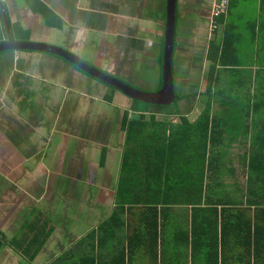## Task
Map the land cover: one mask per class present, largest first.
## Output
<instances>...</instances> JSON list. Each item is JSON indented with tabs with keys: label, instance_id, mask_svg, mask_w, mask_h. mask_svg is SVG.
Returning <instances> with one entry per match:
<instances>
[{
	"label": "crops",
	"instance_id": "crops-1",
	"mask_svg": "<svg viewBox=\"0 0 264 264\" xmlns=\"http://www.w3.org/2000/svg\"><path fill=\"white\" fill-rule=\"evenodd\" d=\"M217 1L176 0L171 73L175 96L186 97L171 112L150 109L144 113L150 128L183 126L179 131L183 137L180 147L186 149L187 165L200 176L207 169L204 149H208L206 163L217 159L214 169L218 173L213 176V183L212 176L208 179L212 187L204 193L209 197L221 196L223 202L217 204L218 209H213L209 198L195 212L193 206L172 205L165 211V220L159 211L160 221L155 224L158 231L155 264L171 261L178 247L192 246L188 254L197 260L202 259L201 255L205 258L211 245L205 243L202 225L211 215L237 231L244 212L243 189L251 148L264 147V0H230L226 14L219 19V28L213 30L212 9ZM0 3L6 10L10 30L15 25L12 34L15 41L56 46L136 90L155 93L162 88L168 0H0ZM40 3L52 11L56 28L47 25L43 16L33 11ZM2 13L1 7L0 18ZM64 22L69 24L70 31H64ZM87 31L94 36L89 39ZM87 44L94 49L92 57L84 54L83 47ZM49 55L55 57L52 53L37 51L1 55L0 93L9 92L13 102L23 101L21 107L3 109V112L13 123L14 117L25 118L22 121L27 128L23 135L27 138L23 139L27 148L34 144L35 137L39 143L37 149L22 153L18 149L22 147L14 141L10 143L0 127V161L13 160L11 172H19L14 177L18 182L22 175L27 174L29 178L28 185L16 182L8 192H1L0 205L8 194L11 203L17 201V209L13 206L0 216L7 214L0 223V233L7 242L0 246V264H22V258L31 264V251L26 249L28 240L26 248L23 243L10 242L35 209L47 219L56 217L60 224L75 219L81 230L71 227L66 243L62 241L64 235L55 231L32 264H51L62 257L65 262H73L82 251L74 246L78 244V236L87 234L90 264H130L133 258L134 264H142L147 253L142 242L134 243L132 257L130 224L121 227L119 217L112 219L117 207L115 196L125 144V132L121 129L123 118L119 117L121 114L124 117L125 112L135 114L131 106L125 107L126 102L132 105L133 99L115 87L117 90L111 93L113 110L108 113L105 108H99L100 101L111 92L108 85L93 77L83 82L81 70L74 69V65L61 57L58 59L74 71L55 65L52 69L57 71L51 74L60 80L52 82L44 72L47 64L52 63ZM58 85L63 92L57 96L53 88ZM49 92L53 94L48 99ZM120 97L126 102L116 106L114 100ZM83 99L94 100L98 106L92 111ZM208 101L211 107H207ZM85 112L98 116V125H94L93 119L85 118ZM204 125L211 128L207 138L202 129ZM112 134H118L117 142H110ZM52 140L56 143L51 145ZM3 141L10 144L7 152L1 146ZM51 147H54L52 154ZM68 147L72 150L65 156ZM210 149L214 150L213 156ZM103 151L105 165L101 166ZM92 155L100 157V162L92 161ZM13 157L21 158L15 161ZM53 158L60 159L56 170L52 168ZM24 163L28 165L24 167ZM184 212L187 219L181 223L179 218ZM253 214V209L247 213L251 217ZM129 217L127 213L122 219ZM221 247L220 256L223 255ZM242 252L233 248L226 256ZM85 253L83 250L82 255ZM43 257L46 260L41 263L39 258Z\"/></svg>",
	"mask_w": 264,
	"mask_h": 264
},
{
	"label": "trees",
	"instance_id": "trees-1",
	"mask_svg": "<svg viewBox=\"0 0 264 264\" xmlns=\"http://www.w3.org/2000/svg\"><path fill=\"white\" fill-rule=\"evenodd\" d=\"M33 11L40 13L47 25L53 28L58 26L52 11L43 3L38 4ZM219 19L217 29L220 25ZM14 26L11 27L12 34H14ZM6 39L5 23L1 17L0 43H3ZM8 52H13V50L4 51V53ZM74 69L78 70L76 67ZM82 73L90 77L88 74ZM108 86L111 88V93L113 90H117L111 85ZM185 97L182 94L176 96L174 103L177 104L178 108L180 106L179 102ZM113 99V94H108L104 98L105 101L111 104ZM132 101L130 110L135 114L131 115L130 112H125L122 120L121 129L125 132V144L120 166L118 192L115 196L117 207L113 211L112 219L119 217L121 227L130 224L129 248L132 257L134 254L132 249L135 248L134 243L140 240L142 247L147 251L146 260H142V264H148L150 258H153L155 262V241L158 234L157 225L155 224L160 221L159 211L162 213L161 219L165 220L167 217L165 211L170 209L172 205L193 206V212H195L197 206L202 205L209 198H211L212 208L218 209L219 205L217 204L223 202V197L213 194L209 197L207 192L204 193L205 190L207 191L208 188L212 187L208 184V179L212 176L211 182L213 183V176L218 173L217 169H214L217 159H209V163H206L208 149H204L203 153L207 169L200 176L193 167L187 165L185 159L186 149L180 147L183 137L179 131L183 129V126L167 129L157 125L155 128H150L146 122L147 117L144 111L149 112L150 109H159L163 105H155L135 99ZM211 106L212 104L208 101L207 107ZM204 117L209 116L205 115ZM14 118H16L14 123L13 119L8 116L0 124V127L5 130L4 133L10 143L14 141V135H11L10 130L8 131L9 126L19 128L21 133L27 128L25 122L22 121L25 118ZM151 120H153V115ZM150 124L155 125L154 123ZM202 127L204 136L207 138L211 128L207 125ZM258 135L262 138V133ZM211 141L212 136L209 139V142ZM213 154L214 150L210 149V155L213 156ZM100 165H105L104 151ZM12 180L17 182L16 178H12ZM242 204L244 205L242 222L241 224L237 223L236 232L225 223L221 224L216 215H211L209 221L202 225L205 243L211 245L215 257L211 264H264V147L254 146L251 148ZM117 209L119 210L115 213ZM251 209L254 211L252 217L247 215ZM127 213L130 217L124 221L122 217ZM184 214L186 218L187 212H184ZM20 231H25L29 235L21 240L16 238L10 244L23 243L26 248L25 241L28 240L26 249L31 251L29 261L32 264L56 230H53L49 219L35 209L22 224ZM78 237V242H76L78 244L74 245L79 251L82 250L80 254H77L78 259H74L73 262L69 263L65 262L62 257L51 262V264H90L88 254L90 236L87 234ZM66 238H68V235H66ZM4 241L5 239L0 233V246ZM219 246H222V256L219 255ZM233 248L240 249L243 252L237 256L227 255V258L226 252L231 251ZM83 250L86 251L84 255H82ZM130 264H134V258L130 261Z\"/></svg>",
	"mask_w": 264,
	"mask_h": 264
},
{
	"label": "rangeland",
	"instance_id": "rangeland-1",
	"mask_svg": "<svg viewBox=\"0 0 264 264\" xmlns=\"http://www.w3.org/2000/svg\"><path fill=\"white\" fill-rule=\"evenodd\" d=\"M63 29H64L65 32L70 31L69 24L66 23V22H64L63 23ZM72 34H76V33L74 32ZM87 34L89 36V39L92 38V36H94L93 33H91L89 35V31H87ZM45 44H47V43H45ZM51 46H53V45H51ZM83 48H84V54H86L87 56H91L92 57V56L95 55L94 49L91 48L90 44H87L86 46L84 45ZM33 53H36V52H33ZM40 54H42V53H40ZM1 55L2 54H0V60L2 59V56ZM49 57H51L52 63L51 64H47L48 69H46L44 72H46L49 75L50 80L52 82H55V81H59L60 80V77H56V76H54V75L51 74V72L57 71L55 69H52V67H55V65H59L61 68L66 69L68 71H71V70L74 71V69H72L70 66H68L66 63H64L60 59H58L56 57H53L52 55H49ZM17 61L20 62V57L19 56L17 58ZM80 74L84 77L83 82L84 81H90L91 80V78L88 77V76H86L85 74H82V73H80ZM53 89H55V93H56L57 96H58V94H62V92H63V89H62V87L60 85L55 86ZM177 92L179 93V88L178 87H177ZM8 94H9V92H6V93H4L2 95L0 93V108H1L0 109V116L2 115V118L0 119V124H1V122H2V120L4 118L8 117V116H6L4 114V112H3L4 110L8 111V110H10L12 108H19V107H21V104L23 103V101H21V100H20V102H13L12 99H11L12 96H9ZM52 94H53L52 92H49L48 99L50 98V96ZM109 94H111V92H109ZM68 99L69 98L67 97V100ZM83 100L85 102H88V107L92 111H94L95 110V107L98 106V105H95L96 104L95 103L96 101H94V100H91V99H88V100L87 99H83ZM121 102H126V99L120 97V98L114 100V104H117L116 106H118ZM126 103H128V104H126L125 107L129 109L130 106H131V103H129V102H126ZM99 106H100L99 108H105L108 113H109V111L113 110V108L111 107L112 104L111 103H108V101H105V100L100 101ZM174 108H178V106H177L176 103L172 104L171 106H163L162 108L159 107V109H163L164 111H170V112ZM62 112H63V116L64 117H67V116L64 115V110H62ZM72 118L73 117H70V119H72ZM85 118H87V119H93L95 121V123H96V121H98V116L92 115V112H90V113L85 112ZM119 118L122 119L123 118V115L121 114V116ZM95 123H94V125H98V123H96V124ZM99 124H101V123H99ZM121 126H122V124H121ZM9 130H10L11 135H14V142L16 144L18 143L22 147V148H19L18 147V149L22 153H24V151H26L25 153H28V151L30 152V151H32V149H37L38 148V146L36 145L37 143H39L38 142V140H39L38 138H36V137H35L36 139L33 138L34 139V144L30 148H27L26 141H25V139H23L24 136H25V138H27V136L26 135H23V133H21V131L17 130L14 127L9 126L8 131ZM118 139H119L118 134H112V135H110V142H112V141H114V142L116 141L117 142ZM55 143L56 142L54 140L51 141V145L52 144H55ZM9 145L10 144H9L8 141H3L1 143V146L4 149L5 152H7L8 148H9ZM92 146L93 147H98V146H96L95 143H92ZM71 150H72V148H70V147L66 148V151L64 152V155L65 156H69L70 153H71ZM53 152H54V147H51L50 148V153L52 154ZM20 158L21 157H13V159L15 161L16 160H19ZM49 159H52V156ZM95 159H97L100 162V157L98 158V156L92 155V161H94ZM77 160H78V156H77ZM107 161H108V159H107ZM53 162L54 163L52 165V168L56 170L60 166V159L58 160L57 158H53ZM82 163L85 165V161H83ZM13 165H14V162L10 158L7 159V162L0 161V174L6 175V178L3 177L2 175H0V196H2V193L1 192H8L9 188L12 187V185H16V182L8 179L9 177H13V178L16 177V174L19 173V172H11V168H12ZM27 165H28L27 163H24L23 164L24 167H26ZM101 174H102V172H101ZM22 176L23 177L20 179V181L19 182L17 181L19 185H21L23 183L24 184H27L29 182V178L27 177V174L26 175H22ZM50 178H51V181L50 182L52 183V176H50ZM55 187H56V181H55ZM51 190L53 191L54 188H51ZM38 191H39V188L36 185L35 196H37V192ZM6 197L10 198V195L7 194ZM8 198L4 199L3 202H1L3 204L0 205V208L3 209V211L0 212V216L2 215L3 212L12 209L13 206H15V209H17V204H16L17 201L11 203ZM31 201H32V199H31ZM6 215L7 214H3V217H0V223H1V219L4 218ZM49 221L51 222V226L53 227V230H56L58 233L64 235L62 237L63 243H66V240H68V238H66V235H68L70 233L71 227L75 226L79 230H81L80 225L79 224H75V222H76L75 219H71V220H68L66 222H62L61 224L57 220L56 217L49 218ZM179 221L181 223H185L186 222V218H185V214L184 213L181 214V216L179 218ZM81 225L83 226L82 223H81ZM28 235L29 234H27V232H25V231H18L17 233H14V236H13L11 242H13L16 239V237H17L18 240H21V239L26 238ZM4 242L7 243L6 241H4ZM190 249H192V246L189 247V248L188 247L187 248L178 247L177 250H176L175 255L172 256V260L171 261H166L163 264H211V261L215 258L214 257V254L212 253V249L211 248L209 250L208 255H206L205 258H203V255L200 256L202 258L200 260H197V258L195 256H192L190 253L188 254V252L191 251ZM42 260H46V258L45 257H43L42 259L39 258V261L41 263H42ZM22 261H23L22 264H29L25 260V258H22ZM147 263L148 264H155V262L153 261V258H150V260H148Z\"/></svg>",
	"mask_w": 264,
	"mask_h": 264
},
{
	"label": "water",
	"instance_id": "water-1",
	"mask_svg": "<svg viewBox=\"0 0 264 264\" xmlns=\"http://www.w3.org/2000/svg\"><path fill=\"white\" fill-rule=\"evenodd\" d=\"M3 11V19L7 32V41L0 43V52L13 50V51H38V52H47L52 53L55 56L61 57L64 60L68 61L75 67L79 68L82 72L88 74L89 76L100 80L108 85L116 87L118 90L122 91L125 95L129 96L132 99L143 101L151 104L158 105H170L175 100V91L171 73V64H172V48H173V30L175 26V8H176V0H168V11H167V42H166V50L164 56V78L162 88L155 93H148L141 90H136L116 79L106 74L105 72L88 65L87 63L80 60L75 55L56 48L44 43L37 42H18L15 41L12 37V33L10 30V24L7 17L6 10L4 5L0 3Z\"/></svg>",
	"mask_w": 264,
	"mask_h": 264
},
{
	"label": "built area",
	"instance_id": "built-area-1",
	"mask_svg": "<svg viewBox=\"0 0 264 264\" xmlns=\"http://www.w3.org/2000/svg\"><path fill=\"white\" fill-rule=\"evenodd\" d=\"M230 0H218L215 2L212 9V23L211 27L216 30L218 27V19L226 14Z\"/></svg>",
	"mask_w": 264,
	"mask_h": 264
},
{
	"label": "clouds",
	"instance_id": "clouds-1",
	"mask_svg": "<svg viewBox=\"0 0 264 264\" xmlns=\"http://www.w3.org/2000/svg\"><path fill=\"white\" fill-rule=\"evenodd\" d=\"M20 51H26V50H20ZM20 51H19V52H20ZM37 52H38V51H37Z\"/></svg>",
	"mask_w": 264,
	"mask_h": 264
}]
</instances>
